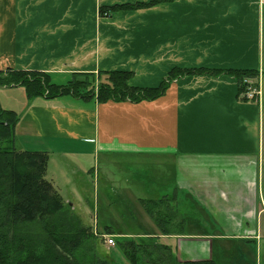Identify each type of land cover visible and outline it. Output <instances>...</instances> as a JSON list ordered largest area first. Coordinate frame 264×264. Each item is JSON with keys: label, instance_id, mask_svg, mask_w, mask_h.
Segmentation results:
<instances>
[{"label": "crops", "instance_id": "1", "mask_svg": "<svg viewBox=\"0 0 264 264\" xmlns=\"http://www.w3.org/2000/svg\"><path fill=\"white\" fill-rule=\"evenodd\" d=\"M150 1L0 0V71H43L65 84L73 73L126 70L132 85L156 87L174 67L250 69L262 73V103L240 99L238 80L227 74L177 78L162 96L139 102L28 99L22 85H0L1 105L20 116L17 145L48 151L47 171L54 157L75 173L104 156L105 196H125L138 239L172 238L181 262L264 264V0H166L100 13ZM117 156L139 159L129 164L132 180L114 173ZM141 158L164 159V187L174 188L175 202L183 195L191 204L179 231L160 234L137 207L155 199L134 182L148 169ZM110 220L93 230L116 242L134 235L125 232V216Z\"/></svg>", "mask_w": 264, "mask_h": 264}, {"label": "trees", "instance_id": "2", "mask_svg": "<svg viewBox=\"0 0 264 264\" xmlns=\"http://www.w3.org/2000/svg\"><path fill=\"white\" fill-rule=\"evenodd\" d=\"M162 1L166 0L116 4L101 7L100 13L147 7ZM257 73L250 69L174 67L158 86L140 87L130 83L133 72L126 70L73 73L67 83L57 84L43 71L7 69L0 71V85H22L28 99L71 95L86 101L139 102L162 96L173 80L191 74L235 77L240 95L248 84L245 79H254ZM19 119L15 110L0 103V264H110L94 257L92 227L84 224L47 179L49 152L18 147ZM141 202L161 232H177L182 228L184 219L175 194ZM116 243L123 248L130 264H219L213 259L181 262L168 246L157 242L127 239Z\"/></svg>", "mask_w": 264, "mask_h": 264}, {"label": "rangeland", "instance_id": "3", "mask_svg": "<svg viewBox=\"0 0 264 264\" xmlns=\"http://www.w3.org/2000/svg\"><path fill=\"white\" fill-rule=\"evenodd\" d=\"M262 81V79H261ZM241 99V98H240ZM262 99H263V90H262ZM243 100V99H242ZM117 161H119L120 166L114 167L115 174L121 175V177L133 179L134 176H136V169L131 167L132 163H135L136 159L135 157H116ZM107 160L104 156H100L98 162L93 165L96 170L92 171V167L85 166L84 170H79L77 172H73V170L69 169L66 165L60 163L57 161L56 157H54L51 161L50 167L47 171L46 177L49 180H55V187L59 190L61 195L63 196L65 201L69 204V207L72 208V210L78 215L81 220L84 222V224L87 226L92 227L93 235L92 241L94 242V250L92 254L103 260H107L110 262V264H130L129 260L127 259L123 248L120 246L119 243H116L115 245H108L106 243V237L104 239L103 235L97 234L93 229L97 227V224L99 223L100 228L103 227L105 219L108 218L110 220L111 217H116V215H123L125 216V219L123 222H125L124 226L125 232H131L134 235H127L124 237H117L118 241H123L127 239H136L138 241L139 235H143L142 231L135 227V217L131 212L132 210H129L126 212V203H128V200H126L125 196H119L122 195L121 191L117 189V194H119L118 198H110L108 196H105L106 188V180L109 176H107L108 173V167H107ZM84 161V160H83ZM140 161L142 163H146L143 165H147L148 169H146V172H142L141 178L139 181L136 180V183L139 184H146L148 187H150V192L154 195H152L154 198H158L164 195H168L169 197H172L174 194V188L168 189L167 186H165V183L167 181H170V179L165 178L160 175L163 174V167H166L165 169L168 170L169 166L166 162H164V159L159 158V161L153 160L151 158H141ZM151 163V165H150ZM73 165V163H71ZM129 166V167H127ZM75 168V166H72ZM146 167V166H145ZM121 170V171H120ZM158 171V172H156ZM120 172V173H119ZM169 174V173H168ZM156 177L153 178L152 177ZM110 178V177H109ZM116 178V177H115ZM158 188H163L159 192L160 195H155ZM159 190V189H158ZM125 195V194H124ZM124 201H121L123 200ZM71 202H74V205ZM179 203L176 202V205L181 212L182 216L185 212V208L188 207L191 204L186 203L185 196L181 195L180 198L177 199ZM112 201V203H110ZM124 202V203H123ZM143 205H137V207H142ZM135 207V204H133V208ZM134 211V210H133ZM189 216L193 214L187 213ZM194 216V215H193ZM150 217V216H149ZM112 220V221H111ZM110 221L113 222V218ZM121 222V221H114ZM149 230V229H147ZM124 232V231H123ZM162 232L160 231V234ZM138 235V236H137ZM147 237L146 239H143L147 242H159L161 243H167L172 248L173 254L178 256L183 253L178 251V249L175 247V245H172V238H168L165 236H144ZM116 238V237H115ZM105 244V245H104ZM92 256L89 254L88 259L90 260Z\"/></svg>", "mask_w": 264, "mask_h": 264}, {"label": "built area", "instance_id": "4", "mask_svg": "<svg viewBox=\"0 0 264 264\" xmlns=\"http://www.w3.org/2000/svg\"><path fill=\"white\" fill-rule=\"evenodd\" d=\"M262 73L258 71L257 76L253 78H246L245 82L248 83L246 89L240 93V98L243 100L254 101L262 103ZM104 239L108 245H115L116 240L113 235L104 234Z\"/></svg>", "mask_w": 264, "mask_h": 264}, {"label": "bare ground", "instance_id": "5", "mask_svg": "<svg viewBox=\"0 0 264 264\" xmlns=\"http://www.w3.org/2000/svg\"><path fill=\"white\" fill-rule=\"evenodd\" d=\"M109 235V234H108ZM116 244V243H115Z\"/></svg>", "mask_w": 264, "mask_h": 264}]
</instances>
